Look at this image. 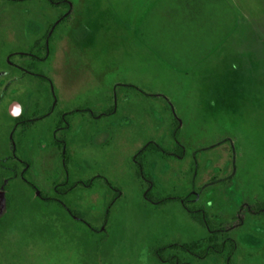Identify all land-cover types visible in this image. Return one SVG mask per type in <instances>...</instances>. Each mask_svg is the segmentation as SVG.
Segmentation results:
<instances>
[{
    "label": "rangeland",
    "instance_id": "1",
    "mask_svg": "<svg viewBox=\"0 0 264 264\" xmlns=\"http://www.w3.org/2000/svg\"><path fill=\"white\" fill-rule=\"evenodd\" d=\"M65 1L71 5L69 28L55 42L45 72L52 87L11 70L0 53V98L7 95L0 100V157L18 140L16 154L31 162L27 178L58 195L53 187L61 167L49 147L52 122L77 108L66 135L67 181L100 174L120 192L103 226L114 191L102 180L59 195L100 228L92 232L0 167V264H168L153 248L225 237L237 243L231 262L264 264V214L249 210L264 203V0ZM13 33L0 29L2 51L17 44ZM39 95L48 103L55 99L51 114L37 123L46 127L45 133L38 128L43 140L37 127L13 133L10 99L27 114L34 102L41 104ZM174 118L185 153L173 158L148 152L145 168L154 180L149 189L157 197L194 190V205L228 226L225 231L212 234L176 201H149L147 185L136 175L133 155L146 142L173 147ZM3 164L18 175L24 168L15 159ZM170 252L188 264H225L217 255L197 259Z\"/></svg>",
    "mask_w": 264,
    "mask_h": 264
},
{
    "label": "flooded vegetation",
    "instance_id": "2",
    "mask_svg": "<svg viewBox=\"0 0 264 264\" xmlns=\"http://www.w3.org/2000/svg\"><path fill=\"white\" fill-rule=\"evenodd\" d=\"M12 1L17 4H13L11 6H7L9 4L0 5V29L8 30V34L11 31L12 32L14 31L13 35L17 44L12 46L9 50H3V51L1 50L2 46H0V53L5 55L6 61L8 63L7 65L11 70H18L33 77L38 76L41 79H45L44 82L48 83L49 87H52L53 83L51 79L47 76V74H45V72L50 67L51 60L53 59L56 53L55 42L62 40L65 33L68 31L69 22L71 19V5H69V3H67V1L65 0H46L48 2L47 4H45L42 1H33V0H12ZM3 42H4V37L1 39L0 45H3ZM13 57L18 59V62H14L12 60ZM0 85L2 86V81H0ZM39 85L40 82L36 83V86ZM5 97H7V95H1L0 100ZM37 99L39 100V102L41 101V104L39 105L37 104V102H34L33 109H31V111L27 114L25 112L26 107L20 101L10 99V103L8 104L9 115H13L12 114L13 112L18 111V114L13 115V119H12L11 125H12L13 133L14 131H17V135L18 133L19 135H22L23 133H25V130H29V129L34 130L32 132H35V127H37L38 138H41V140H43V136H42L43 133H40L39 129H42V132L44 131L45 133L46 127L39 128L41 123L40 124L37 123L43 122V120L47 118L48 115L51 114L55 106V99L53 103L46 102V99L43 96L40 97V95L38 96ZM14 104H17L18 107L17 110L16 108L13 107ZM113 108L114 107H111L110 109H107V111L111 112ZM20 109H22L21 112H19ZM77 112H79V109L77 108L72 109L70 111L61 112L55 123L52 122L53 141L50 142L49 147L51 148L52 146L55 147L56 149L55 151L57 152V157L59 159V164L61 167V174L59 178L57 177L58 179L55 180L56 181L55 187H53L54 190L58 192V195H48L42 192L41 189L37 187V185L32 183L27 178V174H28L27 168L31 166V162L28 159H24V160L20 159L19 156L16 154V151H18V146H20L18 145L19 144L18 140L16 141L11 140L10 143L11 152L8 153V155L0 157V160L4 161L6 159H15L16 161H18L24 168L20 170L19 175L18 174L17 175L22 179V181H24L32 189V192H34L35 195L38 198H40V200H42L44 203L55 204L57 207L67 212V214L70 217L76 218L77 221L86 223L87 226L93 232V231H98L100 228L98 229L94 225L89 223L83 215L72 209L70 205L67 204V202H65L61 196H59L60 194H63L66 191H68V189L75 187V185L76 187L77 186L92 187L93 182L99 181L98 178L100 174L98 176L96 175L97 177L96 180L93 179L94 177L93 176L85 180H74L71 183L68 182L69 180L67 178V175H70L71 173L68 167L69 156L64 157L65 151L68 153L66 135L71 125L73 124L71 119L73 116H75V113ZM91 113L92 115H94L93 112ZM60 129L62 130V132H59ZM193 152H195L194 155H196V149ZM171 153L173 154V151ZM184 153H185V148L183 155ZM176 156H177L176 158L182 157L179 155ZM8 168L15 170L12 165H10ZM142 180L147 185L146 192L149 191V188L152 187L151 183H148L147 180L144 179ZM64 182L69 183V185L68 184L64 185ZM57 184H61L62 189H58V187H56ZM113 189L112 190L114 191V193L118 191V195H119L120 192L119 187L115 186ZM189 194L193 195V197L190 198V200H192L193 203L197 199L196 192L194 190H191L183 195L187 196ZM165 196H172V195L168 194L164 196H159V197L155 196V197L162 198ZM114 199L111 198L110 200H114ZM148 199L149 201L155 203L154 200L150 199V197H148ZM249 208H248L249 210L254 212L251 209V206ZM105 222L106 219L103 217L101 221L102 226L105 225ZM226 228H228V226H223V228L219 229V232L227 230ZM226 238H230V237H225V239ZM235 252H236V248L232 255H235ZM217 256H221L222 259L225 261V264H234L231 261L230 262L227 261L226 258L224 257L225 255L223 254ZM232 257L234 258V256H231L230 258L231 260Z\"/></svg>",
    "mask_w": 264,
    "mask_h": 264
},
{
    "label": "trees",
    "instance_id": "3",
    "mask_svg": "<svg viewBox=\"0 0 264 264\" xmlns=\"http://www.w3.org/2000/svg\"><path fill=\"white\" fill-rule=\"evenodd\" d=\"M131 86V85H130ZM150 95V94H147ZM171 137L173 139V147L165 146L161 143H154L152 141L146 142L143 147H141L133 156L134 165L136 167V175L144 180H147L148 183H151V186L154 185V181L151 177V175L147 172L145 168V157L148 152H155L159 153L165 157H173L176 158V155L182 156L184 152V145L180 141V127L179 122L176 118H174L173 121V128L171 131ZM173 151V154L171 153ZM68 153L65 151L64 157H67ZM10 158V156H9ZM5 161V160H4ZM2 162V163H1ZM0 167L1 170H8L10 177H14L17 175V171L8 168L9 166L4 165L3 161L0 160ZM18 176V175H17ZM94 180L97 179L96 176L93 177ZM100 180L104 181V183L112 190L115 185L111 183V181H108L106 177L99 176ZM0 185H3V180L0 179ZM3 189L6 192V186H2ZM152 188V187H151ZM114 190V189H113ZM119 190V189H117ZM147 197H150L151 200H154L157 204H167L170 201H176L178 202L183 210H185L192 219H194L196 222L201 224L206 230H209L212 232V234H217L219 229L223 228V225L215 222L207 213V211L202 206H196L194 203H192V200L190 198L193 197V195L189 194L187 196L184 195H172V196H165L162 198H156L152 192L151 189L147 191L146 193ZM118 195V191H116L112 197L114 199ZM112 201L110 200L108 205L106 206V210L104 213V218L107 220L110 216V204L112 205ZM251 209L256 212L257 214H264V203L260 205H252ZM236 241L232 238H224L223 240H220L218 242H209L205 243V241L200 242H191L190 244H166L163 247H155L153 248L152 252L154 256L157 257L158 260H164L168 264H188L183 261L179 253H165L167 251L177 250L184 253H188L191 256L197 258V259H204L208 257L209 255H225L227 261H231V256L236 248ZM229 257V258H228Z\"/></svg>",
    "mask_w": 264,
    "mask_h": 264
},
{
    "label": "water",
    "instance_id": "4",
    "mask_svg": "<svg viewBox=\"0 0 264 264\" xmlns=\"http://www.w3.org/2000/svg\"><path fill=\"white\" fill-rule=\"evenodd\" d=\"M13 107H14V108L17 107V104H14ZM17 109H18V107H17ZM12 114H13V115H17V114H18V111L13 112Z\"/></svg>",
    "mask_w": 264,
    "mask_h": 264
}]
</instances>
